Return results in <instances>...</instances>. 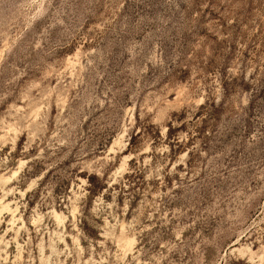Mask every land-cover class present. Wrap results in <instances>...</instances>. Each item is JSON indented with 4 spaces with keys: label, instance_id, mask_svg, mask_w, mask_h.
<instances>
[{
    "label": "rangeland",
    "instance_id": "obj_1",
    "mask_svg": "<svg viewBox=\"0 0 264 264\" xmlns=\"http://www.w3.org/2000/svg\"><path fill=\"white\" fill-rule=\"evenodd\" d=\"M0 264H264V0H0Z\"/></svg>",
    "mask_w": 264,
    "mask_h": 264
},
{
    "label": "trees",
    "instance_id": "obj_2",
    "mask_svg": "<svg viewBox=\"0 0 264 264\" xmlns=\"http://www.w3.org/2000/svg\"><path fill=\"white\" fill-rule=\"evenodd\" d=\"M170 129H171V128L169 127V128H168V131H170ZM92 191H93V189L90 190V192H92Z\"/></svg>",
    "mask_w": 264,
    "mask_h": 264
}]
</instances>
